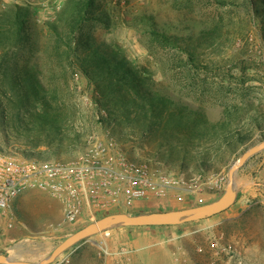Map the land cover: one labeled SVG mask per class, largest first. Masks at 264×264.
<instances>
[{
  "label": "rangeland",
  "instance_id": "374dc122",
  "mask_svg": "<svg viewBox=\"0 0 264 264\" xmlns=\"http://www.w3.org/2000/svg\"><path fill=\"white\" fill-rule=\"evenodd\" d=\"M66 1L0 0V10L15 5L29 7L30 30L37 44L43 45L48 24L57 20ZM222 1L97 0L96 19L86 26L85 31L96 45L120 52L137 68H145L152 89L175 101L202 108L210 122L222 121L226 106L241 115L239 129L242 132L253 129L252 140L234 154L222 147L221 150H212L209 157L213 167L207 172L222 173L227 177L228 169L244 150L264 139L251 116L257 115V111L264 112V38L259 22L249 18L239 2L241 0H225V4ZM149 17H153L157 27L167 32L196 31L202 26L200 21L221 20L226 24L221 37L227 45L209 49L205 62H210L212 69L189 71L181 66L174 51L160 48L152 40ZM228 38L232 40L228 41ZM75 83L77 90L71 93L70 98L75 107L74 131L81 134L79 139L77 136L74 139L76 146L70 145L59 153L44 145L32 148L25 143L26 134L18 128L7 127L4 114L0 113V149L19 154H23L22 150L42 153L43 158L70 159L84 147L79 145L87 137H112L131 160L174 171H197L194 160L183 170L176 160L166 162L163 148H159L158 141L150 135L143 138L131 135L122 140L103 124L90 125L89 118L95 112L90 101L92 87L81 73L77 74ZM263 159L264 154L250 158L246 164L251 172L250 183L239 188L234 203L217 215L161 228L152 243L139 248L128 245L133 238L129 235L127 245L111 249L106 238L116 228L112 227L79 241L57 259L67 256L69 263L63 264H264V175L260 173ZM156 192L150 191L146 198L136 200L130 208L96 210L94 219L69 224L63 219L62 208L60 215L58 211L53 213L49 209L51 204L33 200L39 190H28L29 197L26 195L21 199L22 193L12 203V220L0 213L7 224L12 222L11 229L18 220L24 221L28 226L27 235L23 239L0 241V253H10V250L16 251L22 246L32 257L31 262H38L66 236L106 214L188 208L213 202L224 191L216 195L206 192L190 196L176 191H166L160 196ZM179 194L184 199H180ZM199 197L203 198L202 203L198 202ZM2 236L0 232V239Z\"/></svg>",
  "mask_w": 264,
  "mask_h": 264
},
{
  "label": "trees",
  "instance_id": "16d2710c",
  "mask_svg": "<svg viewBox=\"0 0 264 264\" xmlns=\"http://www.w3.org/2000/svg\"><path fill=\"white\" fill-rule=\"evenodd\" d=\"M96 1L67 0L57 20L48 24L43 45L37 44L30 30L29 7L15 5L0 10V113L7 127L26 134L27 145H44L55 153L76 146L74 139L81 134L74 131L75 107L70 97L77 90L78 73L92 87L90 101L95 112L89 118L90 125L103 124L122 140L150 135L163 148L166 162L176 160L182 170L194 160L197 171H210L212 150L223 147L234 154L252 140L254 130L242 132L238 125L242 117L229 106L224 108L222 121L212 123L202 108L152 89L145 68H137L120 52L96 45L85 31L96 19ZM239 2L249 18L259 22L264 38V0ZM212 20L200 21L202 26L196 31L167 32L149 17V33L160 48L177 54L182 67L210 70V62H205L209 49L227 45L221 37L226 24ZM256 113L251 116L264 137V112ZM80 144L83 147L82 141ZM22 153L42 156L32 151Z\"/></svg>",
  "mask_w": 264,
  "mask_h": 264
},
{
  "label": "built area",
  "instance_id": "2783aa9c",
  "mask_svg": "<svg viewBox=\"0 0 264 264\" xmlns=\"http://www.w3.org/2000/svg\"><path fill=\"white\" fill-rule=\"evenodd\" d=\"M226 182L222 173L174 171L131 160L112 137H87L84 147L70 159L0 149V213L9 220L12 203L32 189L55 198L61 204L64 221L73 224L94 219L96 210L130 208L153 190L160 196L166 191L216 195L225 190ZM8 226H12L11 221ZM63 263H69L67 256L54 262Z\"/></svg>",
  "mask_w": 264,
  "mask_h": 264
},
{
  "label": "water",
  "instance_id": "95a60500",
  "mask_svg": "<svg viewBox=\"0 0 264 264\" xmlns=\"http://www.w3.org/2000/svg\"><path fill=\"white\" fill-rule=\"evenodd\" d=\"M264 150V139L248 147L230 166L227 172V182L221 197L213 202L188 208L152 211L144 213L114 212L106 214L93 222L79 228L66 236L51 253L38 262L14 260L10 256L0 253V264H53L64 251L94 234L112 227L128 226H167L180 225L196 220H202L217 215L228 209L236 198V172L255 154Z\"/></svg>",
  "mask_w": 264,
  "mask_h": 264
},
{
  "label": "crops",
  "instance_id": "0c3cea01",
  "mask_svg": "<svg viewBox=\"0 0 264 264\" xmlns=\"http://www.w3.org/2000/svg\"><path fill=\"white\" fill-rule=\"evenodd\" d=\"M261 154H264V150L253 155L252 157L257 156V155L260 156ZM246 164L236 172V176H235L236 178V188H235L236 198H237L238 189L250 183V180H251V176H250L251 172L246 167ZM260 173L264 175V159H263V165L261 167ZM27 191L24 192V195L21 194L22 195L21 199H25L26 195L27 197H29V195L27 194ZM39 191L40 193H38V195H34L35 198L33 200H35L36 202L43 201V202H47L53 205V206L49 205V209L53 210V213H56L58 211V214L60 215L61 214V204L55 198H53L49 193L45 191H41V190ZM140 213H144V212H140ZM12 226H8V224L6 223V220L0 214V232L3 235L0 241L5 243L6 240H12L17 237H19L20 239H23L26 237L27 232H28V228H27L28 226L25 225L24 221L18 220V222L14 225L12 229L9 228ZM171 226L174 227L176 225L139 226V227L117 226L115 229L111 231V235L108 238H106V243L111 247V249L112 248L115 249L121 244L127 245L128 242L126 239L129 235H131L133 238L130 240L128 244L129 246L134 247V248H139V247H143L146 245L148 246L150 243H152L153 238H156L158 236L157 233H159L161 228L171 227ZM7 254L10 255V257H12L15 260L28 261V262L32 261V257L30 256L29 252L24 250L22 246L19 247L16 251L10 250V253L6 252V255Z\"/></svg>",
  "mask_w": 264,
  "mask_h": 264
}]
</instances>
